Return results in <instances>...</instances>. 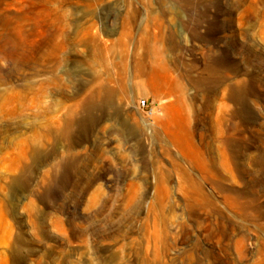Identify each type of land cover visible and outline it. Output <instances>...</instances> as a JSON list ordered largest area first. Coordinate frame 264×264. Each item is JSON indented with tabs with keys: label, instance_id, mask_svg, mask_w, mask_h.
<instances>
[{
	"label": "rangeland",
	"instance_id": "374dc122",
	"mask_svg": "<svg viewBox=\"0 0 264 264\" xmlns=\"http://www.w3.org/2000/svg\"><path fill=\"white\" fill-rule=\"evenodd\" d=\"M143 263L264 264V0H0V264Z\"/></svg>",
	"mask_w": 264,
	"mask_h": 264
},
{
	"label": "bare ground",
	"instance_id": "6f19581e",
	"mask_svg": "<svg viewBox=\"0 0 264 264\" xmlns=\"http://www.w3.org/2000/svg\"><path fill=\"white\" fill-rule=\"evenodd\" d=\"M102 61V60H101ZM153 68V67H152ZM146 70V69H144ZM149 70V69H148ZM167 70V69H166ZM151 75H154V70L151 72ZM167 77V76H166ZM165 77V78H166ZM164 78V77H163ZM164 78V79H165ZM121 81V80H120ZM122 82V81H121ZM177 83V82H176ZM160 86L164 87L165 89H167V93H164V91H154V95L155 96H159V95H171L174 92L178 91L180 88L177 86V84L174 83H168L166 81H161L159 83ZM184 90V89H183ZM114 94V90L111 89L107 83H105L101 78L100 75H96L93 78V87L90 90V92L87 94V96L83 99L82 101V105L84 107H92L94 106L97 102H101L99 105L106 107L110 104L112 95ZM167 97V96H166ZM223 107V106H222ZM91 117V116H90ZM186 120V119H185ZM150 261V260H149ZM151 262V261H150ZM144 264V263H143Z\"/></svg>",
	"mask_w": 264,
	"mask_h": 264
},
{
	"label": "built area",
	"instance_id": "2783aa9c",
	"mask_svg": "<svg viewBox=\"0 0 264 264\" xmlns=\"http://www.w3.org/2000/svg\"><path fill=\"white\" fill-rule=\"evenodd\" d=\"M139 106H140L141 108H146V107H147V104H146L145 101H141L140 104H139Z\"/></svg>",
	"mask_w": 264,
	"mask_h": 264
}]
</instances>
